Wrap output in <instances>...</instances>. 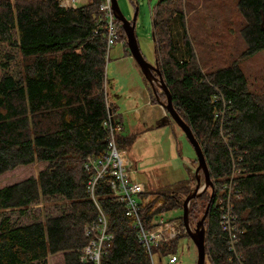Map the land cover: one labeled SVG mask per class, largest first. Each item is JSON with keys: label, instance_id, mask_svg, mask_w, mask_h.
I'll use <instances>...</instances> for the list:
<instances>
[{"label": "trees", "instance_id": "trees-1", "mask_svg": "<svg viewBox=\"0 0 264 264\" xmlns=\"http://www.w3.org/2000/svg\"><path fill=\"white\" fill-rule=\"evenodd\" d=\"M238 6L246 21L243 56L253 55L264 49V0H239ZM177 14L184 18V0H158L152 33L173 105L199 141L214 182L205 220L206 264H264V92L249 89L238 61L206 73L191 49L188 59L176 57L171 20ZM98 17V0L76 7L60 0H0V264H49L50 256L56 264H84V228L100 214L88 192L92 172L85 159L103 155L109 113L121 122L107 95L106 40L95 33ZM157 93L150 94L153 103L164 102L165 93ZM232 175L240 259L231 257L219 225ZM192 187L147 189L143 196L154 197L142 206L144 220L182 208ZM95 197L112 237L101 264H152L110 186L100 182ZM201 197L190 203L192 225L204 207ZM52 198L68 204L44 220L36 205ZM182 233L188 234L182 228L152 251L159 257L176 252Z\"/></svg>", "mask_w": 264, "mask_h": 264}, {"label": "rangeland", "instance_id": "rangeland-1", "mask_svg": "<svg viewBox=\"0 0 264 264\" xmlns=\"http://www.w3.org/2000/svg\"><path fill=\"white\" fill-rule=\"evenodd\" d=\"M64 1L76 2L78 6L89 0ZM157 1L118 0L124 15L131 21L138 9L135 32L143 56L153 65L156 63V54L152 33V8ZM238 1L184 0V18L177 14L171 20V32L177 45L175 55L180 59H188L191 49L206 73L238 61L248 79L249 89L262 93L264 49L253 55L243 56L247 44L241 30L246 21L240 12ZM126 42L127 37L125 40L120 36L119 41L114 44L107 59L105 73L109 102L117 106V112L122 119L119 117V120L124 125L122 136L125 142L121 144V148L125 149L128 157L138 165V180L146 184V190L157 193L187 184L193 185V189L196 186L198 167L195 149L181 127L164 114L163 111L167 110L161 101L160 104L153 103L150 95L151 92L154 94L152 85L128 51ZM156 89L163 92L158 84ZM137 110L142 119L137 117ZM35 165L37 171L38 163ZM204 182L202 173V184ZM211 194L209 187L199 200L204 206L199 220L210 202ZM153 197L150 195V198ZM67 204L63 199H41L36 207L41 210V216L45 220L49 215L60 214V207L64 208ZM182 214V208L174 209L166 212L165 218H180ZM196 223L191 226L195 227ZM181 224L183 226L182 219ZM182 235L176 246L179 260L174 264H197L198 251L194 241L189 234ZM55 261L57 260L53 259V256L49 257V264H56ZM166 261V258H157L156 264H166ZM207 264H210L209 259Z\"/></svg>", "mask_w": 264, "mask_h": 264}, {"label": "built area", "instance_id": "built-area-1", "mask_svg": "<svg viewBox=\"0 0 264 264\" xmlns=\"http://www.w3.org/2000/svg\"><path fill=\"white\" fill-rule=\"evenodd\" d=\"M99 17L97 19L95 33L102 35L106 40V59L109 58L112 47L119 41V30L116 14L113 8L112 0H98ZM63 7H76L77 3L66 2L60 0ZM108 130L107 144L100 157L87 156L85 159V167L92 174L87 183L88 192L96 202L100 210L97 220L88 223L85 228V236L88 237V244L81 250L80 260L84 264H101V257L104 255L110 244L112 237L109 235L108 219L99 207L95 191L100 182L106 183L113 191L116 200L122 204L125 213L132 219V225L137 232L139 241L146 247L152 260V264H156L157 258L163 260L166 258V264H174L179 260L176 252L169 251L159 257L158 253L152 251V247L160 244H169L174 240L184 228L181 219L165 218L166 212L162 211L154 213L150 222H146L142 216L141 209L146 204L149 197H144L146 192V184L138 180V168L132 161L125 149L121 148L123 144L122 131L124 125L122 122L113 120L112 114L103 122ZM233 175L231 183L225 189L227 196L220 202L221 216L219 225L226 237L229 253L231 257L235 256L240 259L242 257L239 251L241 227L238 216L235 212V203L233 200ZM161 203L158 204L160 206ZM156 206L153 211H155ZM182 228L177 229L178 226ZM185 229V228H184ZM230 257V258H231Z\"/></svg>", "mask_w": 264, "mask_h": 264}, {"label": "water", "instance_id": "water-1", "mask_svg": "<svg viewBox=\"0 0 264 264\" xmlns=\"http://www.w3.org/2000/svg\"><path fill=\"white\" fill-rule=\"evenodd\" d=\"M113 2V8L116 14V18L122 23V27L126 33L127 37V45L130 50L131 55L133 58L136 60L138 65L140 66L143 74L145 77L150 81L154 94L158 96L156 85H160L162 88V91L166 95V101L163 102L158 99L159 101L162 102V106L165 107L167 110L168 117H171L184 131L185 135L188 137L190 140L191 144L193 145L197 159H198V167L196 169V186L191 190V192L187 195V197L184 200L182 209H183V214H182V220L184 224V228L186 232L190 235L192 240L194 241L197 251H198V258H197V264H206V227H205V220L207 218V215L209 213V209L211 206V201L213 198V190H214V182L211 178L210 170L208 167V163L205 157V154L203 152V149L195 137L191 127L183 120V118L180 116V114L177 112L173 105V100H172V95L167 87L162 72L160 71L158 67V63L156 61V64L153 65L149 63L146 58L143 56L137 35L135 32V23H136V18L138 14V9L136 10L135 16L133 20H129L121 10L118 0H112ZM156 74V75H155ZM111 113V112H110ZM202 173L204 176V184H202ZM210 187L212 189V194L210 198V202L207 205V208L200 220L196 223L195 227L191 226L190 223V203L192 199H194L197 196H200L203 194V192Z\"/></svg>", "mask_w": 264, "mask_h": 264}, {"label": "crops", "instance_id": "crops-1", "mask_svg": "<svg viewBox=\"0 0 264 264\" xmlns=\"http://www.w3.org/2000/svg\"><path fill=\"white\" fill-rule=\"evenodd\" d=\"M154 104H158V103H154ZM164 112V114H166V112L165 111H163ZM136 114H137V117L139 118V119H142L141 118V114H140V112L137 110V112H136ZM120 119H121V117H120ZM122 120V119H121ZM122 122V121H121ZM163 123V122H162ZM161 124V123H160ZM137 165V164H136ZM138 166V165H137Z\"/></svg>", "mask_w": 264, "mask_h": 264}, {"label": "flooded vegetation", "instance_id": "flooded-vegetation-1", "mask_svg": "<svg viewBox=\"0 0 264 264\" xmlns=\"http://www.w3.org/2000/svg\"><path fill=\"white\" fill-rule=\"evenodd\" d=\"M156 64V63H155ZM160 104V103H159ZM165 108V107H164ZM166 114H168L167 112H166Z\"/></svg>", "mask_w": 264, "mask_h": 264}]
</instances>
